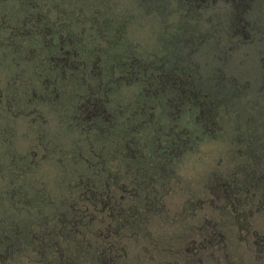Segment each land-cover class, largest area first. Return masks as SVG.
Returning <instances> with one entry per match:
<instances>
[{"label": "rangeland", "instance_id": "374dc122", "mask_svg": "<svg viewBox=\"0 0 264 264\" xmlns=\"http://www.w3.org/2000/svg\"><path fill=\"white\" fill-rule=\"evenodd\" d=\"M182 3L0 0V264H264V188L248 179L227 198L215 187L238 183L250 161L241 140L252 121L246 110L253 120L264 115L263 92L252 93L264 38L230 32L225 3L190 10ZM251 12L263 23L264 0ZM161 64L176 69L162 87L149 77ZM180 72L227 90L211 94L215 128L204 129V119L197 125L194 108L179 116L171 105L170 83ZM232 83L249 87L237 95ZM114 95L120 99L110 107ZM89 97L98 100L85 119ZM66 98L75 99L66 133L95 132L94 143L71 150L72 182L54 181V191L42 181L21 183L56 152L45 109H63ZM181 124L189 142L173 146V173L166 168L156 178L151 154ZM60 151L55 164L66 171ZM186 157L189 167L202 158L216 165L193 183L177 171ZM72 216L74 224H63ZM68 251L73 256L60 261Z\"/></svg>", "mask_w": 264, "mask_h": 264}, {"label": "trees", "instance_id": "16d2710c", "mask_svg": "<svg viewBox=\"0 0 264 264\" xmlns=\"http://www.w3.org/2000/svg\"><path fill=\"white\" fill-rule=\"evenodd\" d=\"M183 1L182 4L186 7L187 10H190V7L194 8H201V7H207L206 4H210L212 2H222L225 3L227 6V12L224 15V19L222 21L227 22L228 29L230 32H235L240 38H244L245 40L250 39V41H253L255 37L258 38H264L263 35L259 34L260 32L263 31L264 29V22L261 24H258L255 22V17L252 14V9L254 7V4L257 0H181ZM205 3V4H204ZM190 6V7H189ZM257 39V38H255ZM264 41V39H263ZM264 48V47H263ZM260 67H261V74L257 78V83L255 87V91H252L253 94H256L258 96L259 94H264V50H260ZM74 64V63H73ZM79 64H83L84 62H80ZM72 65V62H71ZM97 65V64H96ZM127 65V62H120L117 67L118 70H122ZM151 67V66H150ZM149 66H146L145 69L147 70ZM160 69L161 72L158 73L156 76H149L156 81L159 82L160 87L168 85V81L170 74L172 75L173 72L176 71L174 68V65L172 66V72L170 69H165L163 68V65L161 64L160 67L157 66V69ZM160 70H157L158 72ZM175 79L170 83V87H172V90H175V93H173L171 99L172 102L171 105L175 108L178 109L180 115L179 116H184L186 115L187 112H189L187 107L194 108V110L191 113V115L194 118V121H196V124L198 125L199 122L204 119V123L201 124V126L206 128L207 130H211L210 128L213 127L215 128L217 125V110L216 107H214L213 100L211 97V94L214 92H220L221 90L223 91V94L228 95L227 90H223L224 88L216 86L218 88L214 89L215 87H205L200 79H197L196 77L194 78L193 76H189L187 73H178L174 75ZM148 81V77H146ZM109 80L108 77L103 79H98L97 80V88L101 89L102 83L103 85L107 83ZM235 85L232 83V91L239 95V87L245 89L246 87H249V84H244V86H239L234 87ZM238 88V90H237ZM251 89V88H249ZM224 95V96H225ZM97 98H88L87 101L84 102V112H85V119H88V116H90V113L92 111L91 106H94L95 103L97 102ZM149 107V106H148ZM180 107L182 109H180ZM152 107H149L148 109H151ZM264 109V107H260V110ZM248 117L252 118V121L247 120V124H249L246 128V131L243 132L245 135L243 136V139L241 140L243 143V148H245V154L246 157L251 161L245 165V169L242 168V179L238 181V183L223 180L222 182H219L215 184V187L218 190H222L221 194L223 193V197L227 196L230 197L232 194H235L240 191V189H243L244 185H246L249 180H255V183L264 188V115L263 113L259 114L260 119L262 120H253V113L249 110H246ZM251 113V114H250ZM83 114V112H82ZM180 123V122H179ZM246 124V125H247ZM182 125V124H181ZM196 125V126H197ZM178 128V133L174 137H169L168 139L164 142L161 141V144H157L156 146V153L151 154V159L154 160L155 164L158 163V168H157V174L156 178H164L165 175H167L166 168L169 169V166L171 165V159L173 158L171 156L172 154V148L173 146H177L179 148H184L185 145L189 142V134L188 130L183 127ZM202 127V128H203ZM198 128V127H197ZM257 129V130H256ZM139 145H137V150ZM139 153V152H138ZM244 153V152H243ZM140 154V153H139ZM149 156L148 153H146ZM160 156V157H159ZM153 160H151L153 162ZM158 160V161H157ZM169 172L172 174L173 170L169 169ZM169 174V175H171ZM168 175V176H169ZM236 195V194H235ZM264 196V193H262ZM236 197V196H235ZM237 201L239 200L238 197L234 198ZM115 206H113L114 208ZM115 209V208H114ZM63 224H74L75 219L74 216H72L71 219H64ZM56 255V254H55ZM70 256H73L72 251L68 252H63L60 255V261L61 259L64 258H70Z\"/></svg>", "mask_w": 264, "mask_h": 264}, {"label": "clouds", "instance_id": "9594fccd", "mask_svg": "<svg viewBox=\"0 0 264 264\" xmlns=\"http://www.w3.org/2000/svg\"><path fill=\"white\" fill-rule=\"evenodd\" d=\"M53 17H55V13H53ZM148 32V28L145 27L142 32H140L141 36H144ZM146 42V40H144ZM113 51H121V49H113ZM138 51H141L140 49ZM83 91V90H80ZM130 98V97H129ZM119 96L111 97L110 107H116L117 102L119 101ZM75 103V99H65V107L60 109L59 111H53L51 114H48L47 108L45 109L46 115H48L49 124L46 126L49 129V137L48 139L52 142V146L56 147V152L52 154L49 160L46 163L42 164L40 171L35 175L29 174L28 176H22L20 178V182L24 183L26 181H42L47 185L49 190H55V182H72L75 178V166L72 164L71 160V150L74 149L77 145L83 147L86 151L88 148V144L90 141L94 143L93 137L95 136V132H85L81 134L78 130L73 131L71 134L66 133L65 129L68 123H70V119L68 117L72 114V105ZM123 119V118H122ZM99 147L98 145H96ZM28 147V142L24 141L18 145V151L21 153L26 152ZM64 149L66 153L63 156L65 160V164L67 165L66 171H62L56 166L55 161L57 158H60L61 151L60 149ZM190 157H186L185 161L177 166L178 173L183 176L186 180L192 181L195 183L205 172L215 167L214 161H209L206 159H201V164L199 167H189L186 161ZM227 163V161H226ZM66 176V181H61V177ZM67 194V193H64Z\"/></svg>", "mask_w": 264, "mask_h": 264}]
</instances>
